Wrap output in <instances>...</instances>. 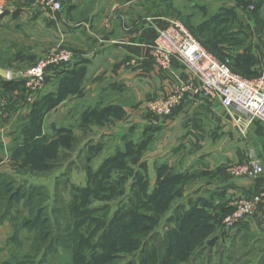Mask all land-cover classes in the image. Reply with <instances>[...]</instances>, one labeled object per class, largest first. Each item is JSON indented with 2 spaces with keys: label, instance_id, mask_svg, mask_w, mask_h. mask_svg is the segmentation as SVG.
<instances>
[{
  "label": "crops",
  "instance_id": "0c3cea01",
  "mask_svg": "<svg viewBox=\"0 0 264 264\" xmlns=\"http://www.w3.org/2000/svg\"><path fill=\"white\" fill-rule=\"evenodd\" d=\"M0 1L5 7L0 17V67L8 72L6 79H17L12 67L35 61L48 48L65 45L75 54L70 64L49 68L36 98H60L45 115L53 125L62 123L56 130L108 126L114 135L127 132L133 141L143 142L144 160H154L158 153L166 172L184 177L189 198L207 216L221 217L235 196L260 194L262 201L253 216L231 227L215 228L212 236L213 246L223 242L246 245L238 264H264V124L256 120L241 135L218 100L191 92L185 93L169 117L146 111L148 101L167 94L177 80L188 79L177 60L163 70L151 57L147 45L155 37V25L166 24L165 17L149 22L142 17L144 11L134 7V0H66L56 17L35 0ZM261 4L264 11V2ZM221 5L237 9L238 3L227 0ZM249 20L242 22V28L250 32L246 49L263 61L264 29L253 35ZM151 135L157 136L153 143ZM250 157L261 164L260 175L229 176L230 164ZM6 225L0 222V253L12 236ZM6 258L1 260L0 254V264H6ZM226 258L231 261V255Z\"/></svg>",
  "mask_w": 264,
  "mask_h": 264
},
{
  "label": "rangeland",
  "instance_id": "374dc122",
  "mask_svg": "<svg viewBox=\"0 0 264 264\" xmlns=\"http://www.w3.org/2000/svg\"><path fill=\"white\" fill-rule=\"evenodd\" d=\"M235 1L238 3L236 9V11L238 12V20L243 22L247 17H249L253 35L254 33H259V28L264 29V11H262V4L259 5V7L255 10V5L259 0ZM223 2H227V0H134V7H137V10L140 11V13L144 11L145 15H143L142 17H145L146 19H156L158 16L165 17L167 20L177 19L190 30L194 37H196L193 32L194 27L204 18H206L210 12L214 11L217 6H221ZM0 5L4 7V4L1 1ZM124 9L125 8H123L122 11ZM81 13L85 14L84 11H82ZM76 14L77 12L74 13V15ZM111 16L112 14H109L106 17V22L111 18ZM236 16L232 20H229L225 24V26H231L236 21L238 22V20H236ZM104 27H106V25H104ZM60 32H62V29L60 30ZM56 33L59 34L58 31H56ZM249 38L250 35L248 34V39ZM213 39L217 42L220 40L218 36L213 37ZM247 44L248 42H246V45ZM64 47L67 46H59V48ZM55 48L58 47H53L50 49L48 48L46 51L43 50L44 52H42L40 56ZM22 55L23 54H20L21 57ZM213 55L217 59H223L219 58V56H217L215 53ZM37 60L38 58L29 64L27 62V64L24 65L23 63L22 65H20V67H12L11 70L13 71V73H15L16 78L19 81H23V85L21 88L18 87L21 86L22 83L19 86L16 85L15 89L2 90L0 88V175H5L4 177L9 178L10 181V191L7 193V195H5L4 199L9 196L11 191L18 185H21V187H23V189L25 190H23L24 193L28 191L29 187L36 186L39 189V191L36 192L37 195L38 193L40 195H43L40 198H38V196L34 198V202L32 204L33 208L31 210L24 204L26 200V194L24 196H21L20 200L13 206V209H10V215L3 222H6L7 224L5 228V230H8L7 233H9V235L14 234L15 236L13 235V239L7 240V248L1 250V260L6 256V264H15L21 259V257H23L24 255H28L29 258H32L29 259L30 261H28L27 264H75L76 260L74 259L72 252H69L67 249H65L62 242L60 244H57L58 246L55 252L47 256L44 262H42L41 260L39 261L40 255L38 254L36 249H33L32 243L36 235V230L34 228H31L30 226L28 227L32 230L23 228V222L31 218V216L35 213L36 208L39 206L38 201H40V203L44 206L42 208V215L49 217V219L51 220H53L55 215H57L60 218L59 221H61V225L63 227L65 219H69L70 216L69 213L64 210V203L71 197V194L74 192L71 187H85L87 181H89V175L97 173V168L101 165L104 158L113 155L116 149L124 151L127 143L130 141L135 144H138L140 142L130 140V135L127 132H125V134H120L119 136L114 135L109 130L110 128L108 126L104 128H98L97 130L94 129L87 131H81L76 127L74 131H71V135H61L59 137H57V135V138H54L56 132L58 131L56 130L57 127L61 126L62 123L55 122L57 125H53V123L51 124V122H49L48 119L45 118L46 112L44 114H41L39 112L33 113L32 115H34L36 119L32 118L30 122V105H34V103L37 102L36 98L38 95L32 97L28 94L27 90L24 87V76L28 72L29 68L33 64H35ZM260 63L261 70L264 63V60L262 61V58L260 59ZM234 72L242 77H245L240 72ZM45 108L46 107H43V105H41L39 111H42L43 113V111L46 110ZM39 116L40 119L37 120ZM105 124L106 123H102V125L104 126ZM25 125H28L31 128L40 131V135H38L40 137H43L39 139L40 142L38 143L42 144L39 145V148L52 144L56 145L59 142L63 143L69 140L70 145L68 147H61L60 144H58L56 148H58L59 151H57L56 148L49 149L50 153L48 155H42L41 149H38L37 152L35 151L38 156L36 154H30L26 156L25 153L17 155L13 153L12 155L11 152L9 153L12 139L18 133L21 138L25 137ZM14 130H17L15 134L13 132ZM151 136L153 143L154 140H156L157 136ZM87 143L90 145H88L89 148L86 147ZM95 149H97V151ZM143 150L144 145L141 144L138 150L134 151V153L131 154L130 157L128 156L129 158L127 157L123 161H125V163L127 164L131 163L132 159L137 158L138 160L143 162L145 174V193H150L151 189L155 186V181L157 180L158 174L166 172V166L162 162H160L161 158L158 156V153L155 155L156 160H144ZM126 164V167L128 166L130 168H134L133 165ZM87 168L90 169L87 170ZM133 172L135 173L141 171L137 167H135ZM102 174L110 175L104 174V172ZM167 174H169V172ZM173 175L174 174L171 172V179L169 180V183L164 186L165 194L163 197L165 198L161 197L163 198L161 199V202L157 197L150 202H146V197H144V194L141 190L140 195L144 198V203L137 208V213L142 214L144 217L148 215L153 219L151 221L153 227L151 228L150 232V242L145 247V251L139 252V249L136 248L135 242L130 243L128 248H121L113 245L107 249L106 254L111 256H108L102 264H132V261L134 260L140 262L139 264H153L154 259L162 254L157 250L160 242H166L168 250L170 251L169 256L171 257L166 260L165 264H229L231 263V261H234L233 264H238L239 255H241L246 246L241 245L240 242L228 245L224 244L223 242L221 244H216L213 247H209L206 245V242L210 237L205 238L204 240H202V242L200 239L199 243H195L194 245L193 242H184L183 239L180 241H176V244H174L173 242L171 243L166 239V237L168 236L167 232L175 228L178 229L183 226L188 227L195 222H204L209 220L208 218L204 219L205 216H194L191 218L190 222L182 225L181 219L184 218L186 211H191L190 208L186 210V207L192 206L191 204L188 205V202L192 203V200L191 198H189V188L187 186H184V183L186 181L184 177H177L176 175L174 177ZM120 177L121 182L119 181L117 186H121L120 188H118V190H116V186L112 191L100 193L102 195L101 198L100 196L94 195L90 197L88 203L86 202L82 204V207H85L84 210H86L87 216L99 214L112 216L115 213H119L121 208L118 206V202H120L124 196H127L128 199V202H126L125 205L126 207H129V205L131 204L130 193L124 192L122 195H120V190L123 185L126 186L127 184H130L134 176L132 177L129 176V174H126ZM118 178V175L112 174L109 181L113 183V180H117ZM135 187H138V184L135 185ZM184 191L188 193L184 194ZM235 197L232 199V201L235 199ZM96 199H101L102 202ZM4 205L5 200L0 202V215L4 211ZM55 208H57L56 211H54ZM225 215L226 213L223 215L222 219H220V224L217 223L219 227L225 226V223L223 222ZM135 218L141 220V217L136 216ZM131 219L132 218H128V220ZM142 219H144V221H148L146 218ZM212 219L214 221H217V219ZM96 225L98 224L92 223V228H90L89 232L84 235L82 241L77 242L78 247H81L85 244V240L90 237L92 232L96 229ZM105 226H107L106 229L108 233L109 231L112 232V235H114L117 242L123 241L129 236V232H115L113 229L109 230V226L107 224H105ZM62 229V233H65L66 230H64V228ZM100 231L101 229L98 231V234L100 233ZM181 233V230L177 231V234ZM147 235L148 234H146L145 236L148 238ZM69 239L71 238L69 237ZM95 239H97V236L94 237V240ZM203 245L205 246V250L200 257L196 258L197 256H199L198 250H202L201 248ZM10 247L12 252L10 250ZM185 250L187 251V254L185 253ZM138 252L140 254L137 255ZM194 253L195 256H193ZM226 255H231V261L226 258ZM69 256H71V258L68 261L67 258ZM248 259L250 258L247 256V260ZM17 264L23 263L20 262Z\"/></svg>",
  "mask_w": 264,
  "mask_h": 264
},
{
  "label": "trees",
  "instance_id": "16d2710c",
  "mask_svg": "<svg viewBox=\"0 0 264 264\" xmlns=\"http://www.w3.org/2000/svg\"><path fill=\"white\" fill-rule=\"evenodd\" d=\"M261 2L263 3L264 0H260L255 5V10L259 7V5H261ZM235 16L236 20H238V12L236 11L235 7L231 8L222 5L218 6L214 11L210 12L206 18H204L194 27L193 32L200 43L211 53H215L217 56H219V58H223L219 60L227 62L229 68L232 71L234 70L240 72L245 77L253 78L260 74L261 63L260 58L253 50L246 49V39H248L249 34L248 31L242 28V22L239 20L231 26H225V24L229 20H232ZM216 36H218L220 39L218 42L213 39V37ZM20 84L21 86H19ZM16 85L19 86L18 88H21L23 85V81H19L18 79H6L0 77V88L2 90L15 89ZM58 100H60V98L55 96L51 97L49 101L48 99L44 98L42 100L38 99L37 102L34 103V105L31 104V108L29 107L30 122L32 118H35L34 115H32L33 113L39 112L41 114H44L48 110V108H50V106L55 104ZM41 105H43V107H46V110L43 111V113L42 111H39ZM39 119L40 116L37 118V120ZM24 130L26 132L24 138H21L18 133L12 139V144L9 150V153L11 152L12 155L13 153H15L16 155L25 153L26 156H28L30 154H36L38 149H41L42 155H48L50 153L49 149L56 148L58 144H60L61 147H68L70 145L69 140L63 143L59 142L56 145L52 144L39 148V145H42L38 143L40 142L39 139L43 137L39 136L40 131L37 129H33L28 125L24 126ZM13 132L15 134L17 130H14ZM61 135H71V130H69L68 128L58 129L54 138ZM136 142L140 143L135 144L130 141L127 143L124 151L116 149L113 155L104 158L101 165L97 168V173L94 172L95 174L89 175V181H87L85 187H71L74 192L71 194V197L64 203V210L67 211L70 216L69 219H65L63 227L61 225V221H59L60 218L57 215H55L53 220L42 215V208L44 206L40 203V201H38L39 206L36 208L35 213L31 216L30 219L25 220L22 226L27 230H32L31 228H34L36 230V235L32 243L33 249H36L38 254L40 255L39 261L41 260L42 262H44L47 256L55 252L58 246L57 244H60L61 242L65 249H67L69 252H72L74 259L76 260L75 264H102L108 256H111L106 254L107 249L113 245L116 247L128 248L130 243L135 242L136 248L139 249V252L145 251V247L150 242V232L151 228L153 227L151 221L153 219L148 215L144 217L142 214L137 213V208L144 203V198L140 195V193L142 190L144 197H146V202H150L156 197L159 198L161 202V199L165 198L163 197L165 194L164 186L169 183V180L171 179V173L169 172V174H167L168 172H165L158 174L157 180L155 181V186L151 189V192L145 193V174L143 162H141L137 158L132 159V162L127 164L125 163V161H123L128 156L130 157L131 154H133L134 151L138 150L140 148V145L143 144L142 141ZM88 145L89 144L87 143V148H89L90 146ZM97 149L95 150L97 151ZM56 150L59 151L58 148H56ZM125 164L133 165L134 168H130L128 166L126 167ZM135 167H137L141 172L134 173L133 171ZM88 169L90 168H87V170ZM103 172L104 174L110 175H103ZM112 174L119 176L117 180H113V183L109 181ZM126 174H129V176L132 177L134 176V178L130 182V184H127L126 186L123 185V187H121L120 195H122L124 192L130 193L131 204L129 205V207H126L125 205L126 202H128V199L127 196H124L123 199L118 202V206L121 208L119 213H115L112 216L101 214L87 216L86 210H84L85 207H82V204L86 202L88 203L91 196L96 195L100 196L101 198L102 195L100 193L112 191L118 185L119 181L121 182L120 176ZM4 176L5 175H0V202L5 200V208L0 215V222H3L10 215V209H13V206L20 200L21 196H24L26 194V200L24 204L29 207L30 210L33 208L32 204L34 202V198L36 196H38V198L43 196L39 193L37 195L36 192L39 191V189L36 186L29 187L28 191L24 193L23 187H21V185H18L11 191L9 196L4 199L5 195H7V193L10 191L9 178H5ZM173 176L175 177V175ZM137 184L138 187H135V185ZM120 186L121 185L117 186L116 190H118ZM96 200L102 202L101 199ZM190 204L192 206L187 207L186 210L190 208L191 211H186L184 218L181 219L182 225L190 222L191 218L194 216H205L204 219L208 218L209 220L204 222L198 221L188 227L183 226L178 229L175 228L167 232L168 236L166 237V239L171 243L173 242L174 244H176V241H180L183 239L184 242H193L194 245L195 243H199L200 239L202 242V240H204L205 238L210 237L209 239H207L208 241L206 242V245L212 247L214 242L212 233L215 228L219 227L218 224H220V219H222L223 215L225 213L227 214L231 210V208L225 211L221 217H214L207 216L202 208L198 209L196 207V204L188 202V205ZM56 209L57 208H55L54 211H56ZM136 216L141 217V220L136 219ZM128 218L132 219L128 220ZM142 218H146L148 221H144V219ZM212 218L217 219V221H214ZM92 223L98 224L96 225V229L92 232L90 237L85 240V244L81 247H78L77 242L82 241L84 235H86L89 232L90 228H92ZM105 224L109 226V230L113 229L115 232H129V236L125 240L117 242L114 235H112V232L109 231L108 233L106 229L107 226H105ZM28 226H30L31 228H29ZM62 228L66 230L65 233H62ZM100 229L101 231L98 234V231ZM176 229L177 231L181 230L182 233L177 234ZM146 234H148V238L145 236ZM13 235L10 237V239H13V237L15 236ZM95 236H97V239L94 240ZM69 237L71 239H69ZM166 244V242L159 243L157 250L162 254L154 259L153 264H165L166 260L171 257L169 256L170 251L168 250ZM204 247L205 246L203 245L201 248L202 250L197 249L199 252V256H197L196 258L202 255L203 251L205 250ZM69 248L71 249V251ZM139 252L137 253V255L140 254ZM185 253L187 254L186 250ZM193 256H195V253ZM31 258L32 257L29 258L28 255H24L15 264L20 262L27 264L28 261H30L29 259ZM70 258L71 256H69L67 260L69 261ZM139 263L140 262L136 260L132 261V264Z\"/></svg>",
  "mask_w": 264,
  "mask_h": 264
},
{
  "label": "built area",
  "instance_id": "2783aa9c",
  "mask_svg": "<svg viewBox=\"0 0 264 264\" xmlns=\"http://www.w3.org/2000/svg\"><path fill=\"white\" fill-rule=\"evenodd\" d=\"M36 4L51 17L64 9L66 0H35ZM5 8L0 5V17ZM155 23V18H147ZM164 26L155 25V37L149 45L151 57L157 67L168 69L177 60L188 73L186 81L177 80L172 89L146 104V111L153 116L169 117L187 92L220 102L232 124L245 135L254 121L264 124V63L260 74L253 78L242 77L233 72L227 62L217 59L194 37L190 30L177 19L166 20ZM119 43L120 40H114ZM74 53L67 48H55L43 54L24 76V87L32 97L39 95L45 85L50 67L70 64ZM58 68V67H57ZM263 168L256 158L235 162L227 167L231 177L254 178ZM262 197L260 194L236 196L232 209L224 216L226 227L234 226L253 216Z\"/></svg>",
  "mask_w": 264,
  "mask_h": 264
},
{
  "label": "water",
  "instance_id": "95a60500",
  "mask_svg": "<svg viewBox=\"0 0 264 264\" xmlns=\"http://www.w3.org/2000/svg\"><path fill=\"white\" fill-rule=\"evenodd\" d=\"M0 77H2V78H7L8 77V72L5 69L1 68V67H0Z\"/></svg>",
  "mask_w": 264,
  "mask_h": 264
},
{
  "label": "bare ground",
  "instance_id": "6f19581e",
  "mask_svg": "<svg viewBox=\"0 0 264 264\" xmlns=\"http://www.w3.org/2000/svg\"><path fill=\"white\" fill-rule=\"evenodd\" d=\"M173 111H174V109H173Z\"/></svg>",
  "mask_w": 264,
  "mask_h": 264
}]
</instances>
